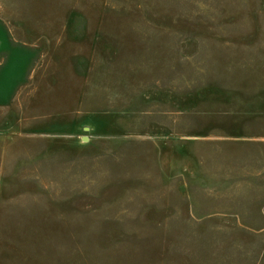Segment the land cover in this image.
<instances>
[{
  "label": "rangeland",
  "instance_id": "rangeland-1",
  "mask_svg": "<svg viewBox=\"0 0 264 264\" xmlns=\"http://www.w3.org/2000/svg\"><path fill=\"white\" fill-rule=\"evenodd\" d=\"M0 264H264V0H0Z\"/></svg>",
  "mask_w": 264,
  "mask_h": 264
}]
</instances>
